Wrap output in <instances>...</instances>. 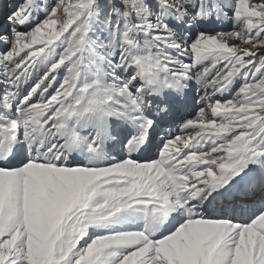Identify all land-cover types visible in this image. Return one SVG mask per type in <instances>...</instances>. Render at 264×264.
Segmentation results:
<instances>
[{
	"label": "snow or ice",
	"instance_id": "snow-or-ice-1",
	"mask_svg": "<svg viewBox=\"0 0 264 264\" xmlns=\"http://www.w3.org/2000/svg\"><path fill=\"white\" fill-rule=\"evenodd\" d=\"M0 264H264V0H0Z\"/></svg>",
	"mask_w": 264,
	"mask_h": 264
}]
</instances>
